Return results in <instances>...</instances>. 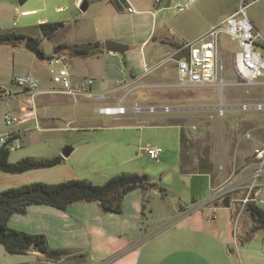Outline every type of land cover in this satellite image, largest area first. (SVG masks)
Here are the masks:
<instances>
[{"label":"rangeland","instance_id":"1","mask_svg":"<svg viewBox=\"0 0 264 264\" xmlns=\"http://www.w3.org/2000/svg\"><path fill=\"white\" fill-rule=\"evenodd\" d=\"M183 1L174 0V3ZM222 2L223 0H197L184 13L192 9L188 17L190 16L193 25H197L208 13L221 11ZM210 5L213 11H210ZM167 10L174 19L178 18L175 9ZM245 11L247 14L251 11L260 13L264 19V0L247 6ZM91 13L92 8L80 11L75 0H26L22 5L17 0H0V33L14 32L21 37L20 42L15 45L0 44V95L3 96L5 92L14 94L21 91V87L14 82L17 76L30 75L39 80L41 87L52 89L54 85L50 80L48 61L39 59L26 49L25 40L28 38L36 40L45 56H54V47L58 42L73 44L76 40L89 36L86 30L91 27L89 23ZM181 18L183 17L179 19ZM45 22H62L63 26L51 38H47L39 26ZM221 45L225 54L222 75L225 85L222 88L211 85L184 88L175 86L176 88L171 89L167 86L125 89L116 94V102L125 95L127 97L124 101L121 99L122 106L126 109L132 107L141 110L127 109L124 114H100L98 108L105 103L95 97L82 96L73 99L50 93L48 101L39 108L40 119L8 126L3 120L5 112L18 113L22 106L35 108V101H38V98L25 93L0 97V134L5 137L8 134L15 135L12 141L14 147H9L10 162H16L26 156L37 159L52 158L58 153L62 154L68 146L73 148L69 156L63 157L61 163L52 167L32 169L20 174L0 172V184H4L3 186L10 184L5 178H24L23 184L31 182L55 184L69 179H85L94 184H101L122 172L146 174L155 187L147 191V200L141 214L145 229L156 230L166 224L168 226L186 210L200 208L212 212L208 208H214L213 213L217 220L229 215L230 226L235 228L239 238L244 235L252 260L264 264V239L260 238L261 235L264 236V228L255 232H251V228L247 232L243 231L250 218L242 202L251 183L253 171L256 172L260 168L258 165L251 170L245 166L252 160L253 146L260 142L257 136L261 129L250 127L249 132L241 122L246 114H253L256 119L264 111H260L263 108L236 107L248 94L251 97L261 95L264 98V85H235L237 76L232 66L231 55L238 48L223 34ZM256 80L264 78L259 77ZM113 95L110 94L108 97L111 98ZM65 99L67 102L62 103ZM129 99L134 100L128 103ZM220 102L228 107L223 115L217 112ZM147 107H203V109L176 110V113L159 119V114L153 113L155 111L142 110ZM159 120H173L181 124L188 137L186 145L196 163L202 162L212 168L211 184L225 183L223 187L225 195L230 196V201L232 198L236 199L231 201L229 207H224L219 201H216V205L214 202L205 203L216 192L210 188V177L182 173L179 170L178 133L174 128L160 125ZM69 123H72L70 126L87 128L89 135L87 137L76 135L70 130ZM128 125H132V128ZM244 133H249V137H243ZM241 138L243 139L241 145L249 144L248 148L236 146L237 139ZM84 140H90L91 144L82 145ZM149 146L163 149L157 159H151L144 154L143 149ZM261 175L263 172L255 180L256 184L261 181ZM206 180L207 187L204 191L205 188H200L199 183ZM17 186L20 185L2 189ZM202 194H206L205 197H198ZM260 205L264 207V204ZM230 247L235 250L232 243ZM0 249H3L1 245ZM3 253L5 257L22 259L21 254Z\"/></svg>","mask_w":264,"mask_h":264},{"label":"crops","instance_id":"2","mask_svg":"<svg viewBox=\"0 0 264 264\" xmlns=\"http://www.w3.org/2000/svg\"><path fill=\"white\" fill-rule=\"evenodd\" d=\"M82 1L75 0V3L79 5ZM245 1L247 6L258 2V0H223L221 11L208 13L201 23L193 25L190 16L188 17L193 10L178 12L176 9L178 3H174V0H161L159 4H156L155 0H87L86 10L92 8L91 22H89L91 27L86 30L89 36L80 38L73 44L98 43L99 50L85 57H73L63 51L59 53H64L68 59L72 80L93 78L92 90L105 95L102 100L105 103L103 106H112L118 102H116V94L125 89L162 86L176 88V64L171 56L177 45L190 41L216 26L223 18L234 12L240 2L245 3ZM128 6L132 11L126 10ZM169 8L176 10L178 20L169 13L167 10ZM209 8L210 11L214 10L211 5ZM246 16L264 35V19L261 14L251 11L249 14L246 13ZM180 17L183 18L179 19ZM192 26H195L194 29H191ZM112 42L119 44L123 53L106 50L104 44ZM60 43L62 42L57 44ZM253 85H264V80H256ZM50 90L51 88L41 87V92L35 95V98H38V101H35V108L24 106L20 108L27 113L28 120L40 119L39 108L48 101L50 93L67 96ZM20 92L16 91L12 95H18ZM110 94H114L113 97H108ZM126 97L123 95L119 100L124 101ZM132 100L134 99L127 101L129 103ZM66 102L65 99L62 103ZM239 102L241 104L236 107L264 105V98L261 95L251 97L248 94ZM127 109L135 111L132 107ZM260 111H264V108ZM166 112L170 111L153 113L159 114L160 119L167 116ZM241 122L249 132L251 128L261 129L257 136L260 142L253 146V151L257 147L264 146V112L256 119L253 114H246ZM159 123L176 129L179 141V125L165 121ZM131 126L128 125L132 128ZM70 127L76 135L84 137L89 135L87 128L83 126ZM16 134L19 136L18 133ZM242 138L237 139L236 146L246 149L250 145H241ZM81 144L91 143L90 140H84ZM161 150L162 153L163 149ZM258 165L259 162L253 155L245 168L253 170L252 168ZM188 174L208 175L211 189L218 190L225 186L222 182L212 185L208 173ZM261 176V181L257 183L259 193L253 197L259 205L264 204V170ZM5 181L10 183L5 184L7 186H16L23 184L25 179L5 178ZM3 185L0 184V189L7 187ZM199 187L205 188L206 191L207 180L200 181ZM235 200L231 199V201ZM141 207L142 192L139 189L132 190L124 196L121 213H103L94 202L73 203L65 210L43 204L29 205L24 213L12 214L8 225L28 233L43 234L50 248L69 249L72 254L55 262H48L39 252L30 250L26 254H21L22 259H12L5 257L3 248L0 249V264H100L108 259L110 260L105 264H259L252 260L244 235L239 238L235 228L230 226L229 215L217 220L213 213L214 208H208L212 212L200 208L183 210L176 221L155 230L144 228L141 221ZM251 226L252 221L249 219L243 231L247 232ZM260 238L264 239V236L261 235ZM231 243L235 246V250L230 247Z\"/></svg>","mask_w":264,"mask_h":264},{"label":"trees","instance_id":"3","mask_svg":"<svg viewBox=\"0 0 264 264\" xmlns=\"http://www.w3.org/2000/svg\"><path fill=\"white\" fill-rule=\"evenodd\" d=\"M40 28L47 38L63 26L62 22L41 23ZM21 37L14 33H0V44L15 45L20 42ZM98 43L86 42L84 44L60 43L54 47L55 53L65 52L73 57H85L99 50ZM180 45H177L179 47ZM39 59H48L39 49ZM0 97H2L0 95ZM175 111L166 112L174 114ZM165 122L180 126L179 131V170L182 173H208L211 176V167L197 162L190 154L187 134L181 124L166 120ZM15 136V135H14ZM9 137V142L13 137ZM9 147H0V172L20 174L28 170L48 168L63 161V156L56 155L52 158L37 159L22 157L16 162L8 160ZM155 184L150 182L146 174L118 173L111 176L101 184H94L85 179H69L55 184L42 182H31L17 187L5 188L0 191V245L9 254H26L30 250L38 251L48 262H55L72 254L69 249L50 248L43 234H32L22 230L13 229L8 225L9 217L14 213H24L27 206L32 204H43L59 210H65L69 205L77 202H94L103 213H121L124 196L135 189L142 192V209L147 200V191L154 188ZM162 189L160 188L159 191ZM245 210L252 221L251 232L264 228V208L251 199L245 203ZM110 260V259H108ZM108 260L102 261L105 264Z\"/></svg>","mask_w":264,"mask_h":264},{"label":"built area","instance_id":"4","mask_svg":"<svg viewBox=\"0 0 264 264\" xmlns=\"http://www.w3.org/2000/svg\"><path fill=\"white\" fill-rule=\"evenodd\" d=\"M195 0H184L176 5L178 12L186 10ZM161 0H155L159 4ZM246 4L240 2L234 12L223 18L219 24L211 27L201 33L196 38L182 43L173 52L171 58L175 61L177 71L176 87H203L219 86L222 88L225 54L222 51L221 34L229 42H234L237 50L232 53V66L237 76L235 85L255 84L256 79L264 77V35L261 34L246 16ZM132 11L131 7L126 8ZM50 80L54 87L51 92H58L70 97H95L102 101L105 98L103 93H97L92 90L93 78L85 77L77 81L71 78L70 64L64 53H55L48 60ZM14 82L21 87L20 93L34 96L41 92L38 79L26 75L17 76ZM12 96L11 92H5L2 97ZM119 100L115 106H101L98 112L104 115L124 114L127 109L121 105ZM256 108H262L261 104H255ZM247 106V105H243ZM228 107L220 102L217 106L219 115H223ZM249 109V108H242ZM3 120L6 125L25 123L28 120L27 113L21 110L19 113L7 111L3 114ZM249 133L245 136L249 137ZM13 136V135H12ZM10 134L6 137L0 134V144L14 147L13 142H9ZM18 147V145H16ZM144 153L151 159H157L161 153L158 147L143 149ZM254 157L259 162V170L253 176L248 185L246 197L242 200L243 206L251 199V196H257L259 185L255 180L264 170V146L257 147L253 151ZM224 188L216 190L214 194L205 202L213 203L220 201L225 196Z\"/></svg>","mask_w":264,"mask_h":264},{"label":"water","instance_id":"5","mask_svg":"<svg viewBox=\"0 0 264 264\" xmlns=\"http://www.w3.org/2000/svg\"><path fill=\"white\" fill-rule=\"evenodd\" d=\"M18 3L20 5H22L26 0H17ZM88 7V2L87 0H83L81 3H79L78 8L80 11H86ZM25 48L28 49L29 51L33 52L36 56L39 53V44L36 40L34 39H26L25 40ZM105 49L108 51H114V52H119V53H123V51L119 48V44L117 43H111V44H107L105 43ZM51 58V57H50ZM49 59V58H48ZM48 59H45L46 61ZM239 108H256V105H247V106H243L241 105ZM262 108H264V105H262ZM196 110V109H203V107H147V108H143V111H176V110ZM134 110H141L140 108H135ZM12 145H9V147H11ZM72 148L71 147H66L63 151H62V155L63 157H67L69 156V154L71 153ZM224 207H229L230 205V196L229 195H225L220 201H219ZM217 204V202H215V205ZM38 252V251H37Z\"/></svg>","mask_w":264,"mask_h":264}]
</instances>
